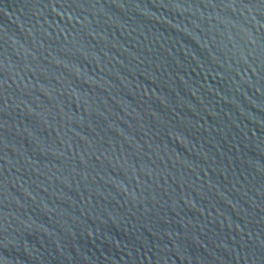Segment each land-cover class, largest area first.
Segmentation results:
<instances>
[{"label": "water", "instance_id": "1", "mask_svg": "<svg viewBox=\"0 0 264 264\" xmlns=\"http://www.w3.org/2000/svg\"><path fill=\"white\" fill-rule=\"evenodd\" d=\"M0 264H264V0H0Z\"/></svg>", "mask_w": 264, "mask_h": 264}]
</instances>
